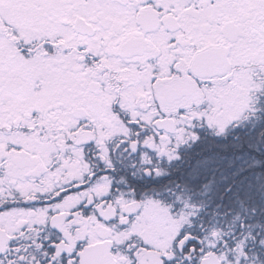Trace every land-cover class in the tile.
Masks as SVG:
<instances>
[{"label":"snow or ice","instance_id":"1","mask_svg":"<svg viewBox=\"0 0 264 264\" xmlns=\"http://www.w3.org/2000/svg\"><path fill=\"white\" fill-rule=\"evenodd\" d=\"M0 264H264V0H0Z\"/></svg>","mask_w":264,"mask_h":264}]
</instances>
